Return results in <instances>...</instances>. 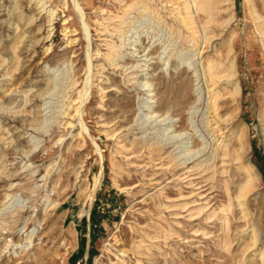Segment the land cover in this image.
Returning a JSON list of instances; mask_svg holds the SVG:
<instances>
[{"label":"rangeland","instance_id":"obj_1","mask_svg":"<svg viewBox=\"0 0 264 264\" xmlns=\"http://www.w3.org/2000/svg\"><path fill=\"white\" fill-rule=\"evenodd\" d=\"M263 32L264 0H0V264H261L235 196L244 168L264 190Z\"/></svg>","mask_w":264,"mask_h":264},{"label":"bare ground","instance_id":"obj_2","mask_svg":"<svg viewBox=\"0 0 264 264\" xmlns=\"http://www.w3.org/2000/svg\"><path fill=\"white\" fill-rule=\"evenodd\" d=\"M84 1H88V0H84ZM193 1V0H192ZM191 2V1H190ZM207 2V1H205ZM216 2V1H215ZM73 3V1H72ZM76 3V2H75ZM202 3V1H201ZM207 4V3H206ZM74 5V4H73ZM75 5H78L75 4ZM74 5V6H75ZM190 6V5H189ZM77 7V6H76ZM146 8V7H145ZM186 9V8H185ZM203 9V8H202ZM77 14H79L78 10L75 8ZM207 10V9H206ZM79 11H80V8H79ZM75 12V13H76ZM207 13V11H205ZM124 13V12H123ZM76 14V15H77ZM82 14V13H80ZM180 14V13H179ZM79 17L81 15H78ZM82 17V16H81ZM52 18V17H51ZM208 18V17H207ZM206 18V19H207ZM182 20V19H181ZM123 22V21H122ZM214 22V21H212ZM83 23V22H82ZM195 23V22H194ZM123 24V23H122ZM260 24V23H259ZM187 25V24H186ZM191 25V24H190ZM193 25V24H192ZM121 26V25H120ZM195 26V25H194ZM116 28V27H115ZM195 29V27H194ZM190 30V29H189ZM114 31V30H113ZM121 30L118 29V33H120ZM262 32V31H261ZM192 34V32H190ZM117 34V33H116ZM190 34V35H191ZM264 34V32H263ZM119 35V34H118ZM201 35V34H200ZM201 39V38H200ZM236 41V40H235ZM196 43V42H195ZM209 44V43H208ZM228 50H231L230 47L228 48ZM48 51V50H47ZM115 52H111V57L109 58V60L111 61L112 58H114L116 56V53L114 54ZM218 56V54H217ZM229 59V58H228ZM231 59V58H230ZM108 61V60H107ZM212 70V72H211ZM204 73H205V79H206V82H211L212 83V86L216 85L220 80H222V82L225 84V86H232V90L228 92V94L233 97L234 99L237 98L240 94V86L237 84V83H233V77H234V63L233 61L229 62V65L227 67H224L222 62L220 60H216L215 62H212V64L210 62H207L206 64V67L204 69ZM48 82V81H47ZM222 86V85H221ZM46 88V87H45ZM220 88V87H219ZM219 88L217 90H219ZM228 88V87H227ZM45 90V89H44ZM32 91V90H31ZM242 91V90H241ZM31 92H29L26 96L30 95ZM241 95V94H240ZM219 94L218 93H213L212 92V95L210 96L209 95V110L210 112H212V115L214 118H217L218 121L221 123H229V121L234 117V114H228V116L226 118H221L219 117L218 115V112H219V108H220V102H219ZM231 99V98H230ZM36 100V99H35ZM236 100V99H235ZM224 101V100H223ZM153 102V101H151ZM149 103V102H148ZM237 103V102H236ZM151 107V106H150ZM152 108V107H151ZM7 112V111H6ZM25 112V111H24ZM78 112V109L76 108L75 110V113ZM153 112V110H152ZM23 113V112H22ZM23 115V114H22ZM157 117L160 119L157 120V122L159 121H162L165 119V116H162L161 115H157V114H154L152 113L150 117ZM22 117V116H21ZM23 119V118H22ZM167 119V118H166ZM171 120V119H170ZM214 121V120H213ZM169 122V121H168ZM167 122V123H168ZM161 123V122H160ZM216 123V122H215ZM162 124V123H161ZM232 124V123H231ZM238 124V123H237ZM240 126V125H239ZM239 126H238V129H239ZM237 127V126H236ZM241 127V126H240ZM177 128V123L175 122V120L169 122V125L166 129V131L168 132H173L174 134L172 135H181L182 133L181 132H177L176 130ZM220 128V127H219ZM219 131V129H217ZM217 131V132H218ZM80 132V131H79ZM232 132L229 133V135H231ZM222 135V134H221ZM220 135V136H221ZM243 136L242 133H240L238 135V138L237 139H241V137ZM171 137V136H170ZM169 137V138H170ZM235 137V135H231L229 138H227L226 140H224L223 142H221V151H222V157L223 158H226L229 156V151L231 150L230 149V143H231V139ZM217 138V137H216ZM216 140V139H215ZM234 140V139H233ZM138 142V141H137ZM204 142V141H203ZM151 143V142H150ZM180 143V142H179ZM183 144L187 145V144H191V142L187 141V142H184ZM135 145V144H134ZM152 145V144H151ZM136 146V145H135ZM244 144L243 142H240L239 143V147H243ZM134 147V146H133ZM157 147V146H156ZM164 146H162L163 148ZM191 146H185V149L183 151H188V156L185 158V157H181L179 158V156H174L172 159H176V166H181V167H184V168H187V165L188 164H192L190 165V168L192 170H195L196 168H201L202 170L205 171V167L208 163V161L210 160V157L214 158L216 156V152L217 151L216 149L212 148L211 150L210 149H207L206 150V146H204L202 149H191L190 148ZM218 147V146H217ZM150 148V147H149ZM159 148V147H158ZM161 148V147H160ZM152 149V148H151ZM177 149V147H176ZM191 149V150H189ZM119 151V150H118ZM162 151V150H160ZM232 152V151H231ZM172 153V152H171ZM186 154V153H184ZM177 155V154H175ZM170 157L171 154H170ZM191 159V162H188L189 160ZM238 159L237 157L233 160H236ZM232 162V161H231ZM244 163V162H243ZM248 166H249V163H248ZM173 168V167H172ZM177 168V167H176ZM239 168V167H238ZM243 169V167H242ZM182 170V168H181ZM190 170V169H189ZM225 170V169H224ZM251 170V169H250ZM221 171V170H220ZM184 172V171H183ZM209 172V171H208ZM211 172V171H210ZM218 172V171H217ZM243 173L245 174V181L243 184H238L237 185V192H236V196L235 198L237 199V202H238V207H243L244 206V199H245V196H246V193L248 192V188L251 186L255 189V191L257 192V194L260 195V197L258 198L257 200V203H258V207H259V214H258V218H257V223L259 224V227H255V226H252L251 227V233H250V244L247 248L249 249H252V248H255L257 249V251L255 252V256L258 257L259 260L262 261L261 264H264V190H259V181H260V178H259V173L257 172H250L248 168H244L243 170ZM180 175V174H179ZM97 178L96 177V180H95V184L98 182L97 181ZM224 181V180H223ZM226 192L229 191V188L226 187ZM234 190V189H233ZM231 196L229 195V198ZM227 199V198H226ZM193 201V200H192ZM236 201V200H235ZM247 202V201H246ZM226 203H224L225 205ZM230 205V204H229ZM223 206V205H222ZM247 206V205H246ZM204 207V206H203ZM200 208V207H199ZM203 210V209H202ZM242 217L245 218L247 217V214H248V211H247V214H246V209L244 211V209L242 208ZM211 214V213H210ZM214 216V215H213ZM249 216V215H248ZM205 218V217H204ZM248 219V218H247ZM239 220V219H238ZM239 222V221H238ZM228 226V225H227ZM250 228V227H249ZM250 232V231H249ZM248 232V233H249ZM241 234V233H240ZM243 236V235H241ZM262 244V246L258 249V246H260ZM64 261L62 260L61 263H63ZM95 264H97V262L95 261Z\"/></svg>","mask_w":264,"mask_h":264},{"label":"trees","instance_id":"obj_3","mask_svg":"<svg viewBox=\"0 0 264 264\" xmlns=\"http://www.w3.org/2000/svg\"><path fill=\"white\" fill-rule=\"evenodd\" d=\"M260 163H261V165H260V167H259V169H260V171H261V174H262V178H263V180H264V157H260ZM93 216H94V213H91V220H92V223H91V230L93 231V229L95 228V226H96V222H95V220H93L94 218H93ZM76 260H73V261H71V263L72 262H75Z\"/></svg>","mask_w":264,"mask_h":264},{"label":"built area","instance_id":"obj_4","mask_svg":"<svg viewBox=\"0 0 264 264\" xmlns=\"http://www.w3.org/2000/svg\"><path fill=\"white\" fill-rule=\"evenodd\" d=\"M69 264H82L80 260H77L75 262L69 263Z\"/></svg>","mask_w":264,"mask_h":264}]
</instances>
